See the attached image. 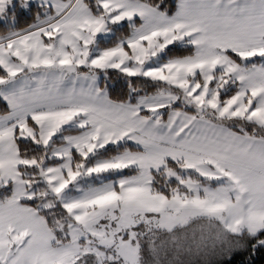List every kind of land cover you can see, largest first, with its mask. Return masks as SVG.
<instances>
[{
	"label": "snow or ice",
	"instance_id": "1",
	"mask_svg": "<svg viewBox=\"0 0 264 264\" xmlns=\"http://www.w3.org/2000/svg\"><path fill=\"white\" fill-rule=\"evenodd\" d=\"M0 264H264V0H0Z\"/></svg>",
	"mask_w": 264,
	"mask_h": 264
}]
</instances>
